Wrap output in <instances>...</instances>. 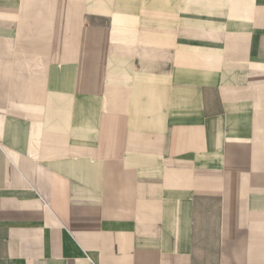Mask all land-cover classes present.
<instances>
[{"label": "crops", "instance_id": "0c3cea01", "mask_svg": "<svg viewBox=\"0 0 264 264\" xmlns=\"http://www.w3.org/2000/svg\"><path fill=\"white\" fill-rule=\"evenodd\" d=\"M0 264H264V0H0Z\"/></svg>", "mask_w": 264, "mask_h": 264}]
</instances>
